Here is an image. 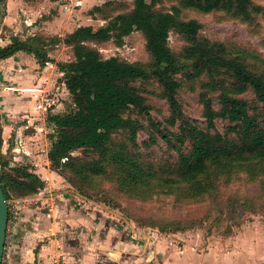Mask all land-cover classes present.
I'll list each match as a JSON object with an SVG mask.
<instances>
[{
	"label": "rangeland",
	"instance_id": "obj_1",
	"mask_svg": "<svg viewBox=\"0 0 264 264\" xmlns=\"http://www.w3.org/2000/svg\"><path fill=\"white\" fill-rule=\"evenodd\" d=\"M55 1L67 5L68 10L62 11L65 20L71 21L70 27L67 25L69 28L82 23L98 28L106 25L115 15L130 12L134 7V0ZM96 6H100L99 9ZM174 7H180L182 19H196L201 24L199 31L201 39L222 43L226 55L239 58L247 67L264 75V0H252L248 17L237 9L218 8L202 11L183 7L181 0H157L153 8L166 13L173 12ZM54 14V10L51 9V17ZM4 15L5 6L1 0L0 46L6 45L7 38L12 35L8 29L2 27ZM58 25L52 23L47 30L48 36H44L49 39L48 46L52 44L51 38H57L54 48L51 49L52 55H49V61L40 65L33 54L20 56L26 67L30 68L27 71L32 74V78L35 79L36 76L37 84L61 100L63 105L60 112L56 109L32 114L31 107L18 110L12 107V102L8 105L11 107L8 121H11L9 123L12 125L22 119L24 115L22 110L28 112L30 117H36V127L33 128L32 125L28 132H38L43 145L46 141L49 142V150L59 134L58 127L51 117L77 108L76 96L69 91L66 83V86L62 83L65 82L64 71H61L57 65L59 61L75 60L73 44L66 42V39L67 35L77 27L69 31V28L62 30V26ZM84 43L99 51L104 58L116 56L121 60L139 64L149 71L146 77L136 79L133 84L143 95L151 119L134 107L123 112L124 116L136 119L139 124L135 130L120 128L111 134L108 141V155L102 156L103 160L99 165L92 166L103 169L99 174L87 170L101 157L95 150L75 149L70 152L69 158H62V164L57 167L52 166L50 159L46 163V160L41 158L39 163L42 166L46 163L45 167L52 170L51 179L46 177V172L38 173L36 166L31 162L22 161L21 163L27 164L30 171L39 175L45 185L35 193L23 194L18 182L8 183V202L13 204L15 201L29 200L32 196L39 197L36 200L40 202L54 192L53 188L50 189L51 183L53 185L51 187L62 183L64 189L77 195L87 205L103 209L121 222L130 225L131 232L141 234L142 240L147 244L154 239H161L179 245L192 243L206 247L223 244L229 248L236 243V240H240L236 236L241 233L244 242L250 241L252 230L259 242L264 243L262 232L264 231V157L222 159L211 162L207 173L202 177L185 181L177 173L178 152L154 128V125L158 124L161 130L168 133L175 142V134L180 133L182 123L190 122L200 127L206 126L202 103L204 94L211 97L214 106L218 107L220 91L207 86L206 83L211 81L209 75L207 73L196 75L192 61L186 58L185 49L190 45L189 40L175 29L169 32L168 45L176 55L180 67L176 77L180 84L177 98L182 114L174 125L169 122L172 112L163 95V88L151 73L155 61L147 49L146 37L141 30L132 31L122 40L110 38L86 40ZM21 59L17 58L15 61H21L23 65ZM44 66H49L51 73L42 78ZM224 77L223 74L217 75L214 81ZM230 82L231 80L226 77L224 84L229 86ZM239 96L248 100L252 114L264 115V103L257 99L252 89L240 93ZM29 102L32 104V100ZM216 124L219 131L225 132L228 122L217 119ZM38 141L39 139L24 140L23 144L25 145L26 142V145H30ZM42 147H39L41 152L44 149ZM189 147L187 140L183 149L187 151ZM0 153L4 159L15 155L13 149H10L8 154H4L2 145ZM120 153L130 157L132 161H124ZM17 164L20 163L11 160L12 170L9 172L17 181H26L22 173L13 170ZM28 200L25 202H29Z\"/></svg>",
	"mask_w": 264,
	"mask_h": 264
},
{
	"label": "trees",
	"instance_id": "obj_2",
	"mask_svg": "<svg viewBox=\"0 0 264 264\" xmlns=\"http://www.w3.org/2000/svg\"><path fill=\"white\" fill-rule=\"evenodd\" d=\"M156 2L157 0H134V7L130 12L115 15L106 25L98 28L80 25L67 35L66 42L73 44L76 58L73 61H59L57 65L64 71L67 88L76 96L77 108L51 117L59 131L48 153L53 167L61 165L62 158H69L71 151L83 148L99 152V161L87 170L94 174L102 173L103 169L92 166L99 165L103 160L102 156L108 155L111 134L120 128L135 130L139 124L136 119L124 116L123 112L134 107L151 119L143 95L133 84L136 79L146 77L149 71L139 64L121 60L116 56L104 58L99 51L84 43L86 40L110 38L122 40L134 30H141L145 34L147 49L155 61L151 73L163 88V95L172 112L169 120L172 125L179 119L182 111L177 98L180 84L176 77L180 67L176 55L168 45L171 29L177 30L189 40L190 45L185 49L186 58L192 61L195 74L207 73L211 81L206 85L220 91L218 107L214 106L213 99L207 94L202 96L205 127L184 122L180 125V133L175 134L173 142L170 135L162 131L158 124L154 125L178 152L177 173L182 180H196L202 177L207 173L211 162L264 157V115L252 114L248 100L239 96L240 93L252 89L257 99L264 103V75L247 67L239 58L226 55L222 43L201 39V24L196 19H182L180 7H174L173 12H159L153 8ZM181 3L183 7L202 11L218 8L237 9L245 17L249 16L252 6V0H181ZM99 7L96 6L97 9ZM48 40L41 35L26 40L12 37L10 43L0 46V61L23 52L33 54L38 63L44 65L50 60L49 51L54 48L57 38H51L52 44L49 46ZM221 74L225 77L214 81L215 76ZM0 75L2 84L8 85L4 83L1 72ZM226 77L231 80L229 86L224 84ZM8 86L7 89H1L0 93L9 92L12 87ZM29 88L31 86L24 91L22 109L30 104L32 91ZM28 116L24 113L15 126L27 122L30 117ZM217 119L228 122L225 132L217 129ZM187 140L190 147L185 151L183 147ZM1 143L0 130V152ZM120 156L124 161H132L123 153H120ZM25 159L26 157L15 156L4 159L0 153V175L7 199L8 183L18 182L23 194L35 193L45 185L37 173L30 171L27 164L21 163ZM11 160L20 163L15 165L13 170L22 173L26 181H17L9 172L12 170Z\"/></svg>",
	"mask_w": 264,
	"mask_h": 264
},
{
	"label": "crops",
	"instance_id": "obj_3",
	"mask_svg": "<svg viewBox=\"0 0 264 264\" xmlns=\"http://www.w3.org/2000/svg\"><path fill=\"white\" fill-rule=\"evenodd\" d=\"M3 3L5 15L2 27L12 34L6 44L11 42L12 37L26 40L37 34L48 36L47 30L52 23L60 24L62 30L67 25L70 27L71 21L65 20L62 11L68 10L67 5L58 4L55 0H3ZM51 9L55 13L53 17ZM76 27L69 28V31ZM22 54L18 52L0 61L2 79L12 87L9 92L0 93L2 151L8 154L13 149L16 158L26 157L25 160L36 166L38 173L46 172V177L51 179L52 170L45 167L49 155H43L39 150L43 146L49 153V142L46 141L45 146L43 141L40 142L38 132H28L32 125L34 128L36 117H29L30 114L22 110L29 115L27 122L15 126L8 121L9 103L12 102L15 109H21L22 97L28 86L32 91V104L28 107H31L32 114L35 111L32 88L37 85V78H32L27 71L30 68L21 59ZM49 55H52L51 50ZM17 58L23 61V65L21 61H15ZM50 70L49 66H44L42 78L51 73ZM62 83L65 85L64 81ZM30 139L39 141L23 144L24 140ZM41 158L46 160L44 166L39 163ZM51 186L54 192L50 196H55L54 200L43 198L38 202L39 197L32 196L29 202H8L10 215L3 264H264V243L259 242L254 230L250 241L244 242L241 233L236 236L240 240L229 248L223 244L206 247L192 243L179 245L161 239L147 244L141 234L131 232L130 225L103 209L87 205L77 195L64 189L62 183Z\"/></svg>",
	"mask_w": 264,
	"mask_h": 264
},
{
	"label": "built area",
	"instance_id": "obj_4",
	"mask_svg": "<svg viewBox=\"0 0 264 264\" xmlns=\"http://www.w3.org/2000/svg\"><path fill=\"white\" fill-rule=\"evenodd\" d=\"M8 87H9L8 85L2 84L1 75H0V90L7 89ZM32 90H33V99H34L33 108L35 109L34 112L40 113L41 111L47 112L49 110L54 111L56 109L58 110L57 112H60L63 104L61 100L57 98L56 95L54 96L51 92L45 90L44 88H42V86H39L38 84L35 85L32 88ZM42 154L48 155V151L46 149H43ZM44 198L45 199L51 198L52 200H54L55 196L51 195L50 197L48 196ZM26 200H22V201H26Z\"/></svg>",
	"mask_w": 264,
	"mask_h": 264
},
{
	"label": "water",
	"instance_id": "obj_5",
	"mask_svg": "<svg viewBox=\"0 0 264 264\" xmlns=\"http://www.w3.org/2000/svg\"><path fill=\"white\" fill-rule=\"evenodd\" d=\"M9 215V203L2 187L0 175V264H3Z\"/></svg>",
	"mask_w": 264,
	"mask_h": 264
}]
</instances>
